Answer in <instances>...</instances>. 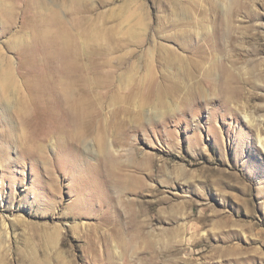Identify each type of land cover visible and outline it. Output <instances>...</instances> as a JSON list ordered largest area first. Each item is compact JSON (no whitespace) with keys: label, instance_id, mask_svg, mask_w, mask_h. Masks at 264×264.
Listing matches in <instances>:
<instances>
[{"label":"rangeland","instance_id":"1","mask_svg":"<svg viewBox=\"0 0 264 264\" xmlns=\"http://www.w3.org/2000/svg\"><path fill=\"white\" fill-rule=\"evenodd\" d=\"M216 19L226 23L217 57L249 82L232 108L188 98L202 40L170 25L204 32ZM51 40L80 54L76 93L101 122L71 149L31 105L48 97L40 48ZM100 136L139 193L94 171ZM91 188L110 203L91 201ZM131 199L144 205L140 220L153 218L145 229L112 225ZM154 263L264 264V0H0V264Z\"/></svg>","mask_w":264,"mask_h":264},{"label":"bare ground","instance_id":"2","mask_svg":"<svg viewBox=\"0 0 264 264\" xmlns=\"http://www.w3.org/2000/svg\"><path fill=\"white\" fill-rule=\"evenodd\" d=\"M170 25L171 29L174 31L175 34L177 33L176 35L178 36H181L183 38L186 36H197L202 40L198 43V51L200 52V56L206 59V64L205 66L200 68L197 80L188 83V98L190 100L196 103L200 99H209L213 101L218 100L219 103L222 104L224 107H226L227 105L231 107L232 98H236L239 96H243L246 98L247 92L246 89H244V85L249 83L248 79L240 77V74L236 72L234 68H232L225 62H222L219 57H217V55L224 49L223 37L226 35V23L223 20L216 19L215 21H211L210 23H208V26L201 30L203 31L205 29L204 32L196 31V33H194L193 31L191 32L190 29L192 27L189 28L188 23H186V21H183L182 23L170 22ZM68 39L69 38H67V43L65 44V46H68L69 44L70 39ZM53 40L47 42L50 43L49 48L44 47V45H42V47L40 48V55L42 56L41 60L44 62V70L41 73V77L46 79L47 81H50V87L47 89L46 92L48 97L44 96L42 93L39 92L41 100L33 101L31 105H33L34 109L40 108L43 111V117L52 120L51 123L55 125V128L63 129L66 132L65 139L67 141L64 143L67 145V149H71V142L75 139V136L82 142L84 140L83 137H85L88 132L98 131L96 128H100L101 122L96 121L95 123H91V103L78 98L76 93V65L81 68L85 67L80 63L82 62L79 60L80 54L78 55L75 52H73V55L67 53L70 51H68L64 46L63 47L66 50L64 48V50L62 49V51L61 49L60 51L58 49L57 51L51 50L53 49V46L57 45V42ZM122 40L124 41V39ZM106 42L108 45L106 52H108L110 49H112L111 45L114 42V39L108 38ZM124 42L126 43V41ZM260 49L261 48H259V50ZM168 63L172 68L174 67L175 60L173 56H169V58L167 59V64ZM180 71L183 74L187 72L186 68ZM2 77L4 78L3 80L7 83V75H3ZM169 81L174 85H178L181 81V77L175 76L174 73H170ZM33 91L35 93L34 89ZM248 97H250L251 100L258 99L257 96L248 95ZM34 98H36V93ZM22 106L23 107L17 109L20 114H22L23 112L25 113L24 105ZM49 109H51L50 114L48 113V111H45ZM244 117L246 118L248 116L245 115ZM259 140L261 142V139ZM97 142V148H99L100 154L97 158V168H99L101 172L94 168L93 169L97 174H102L104 178H102L103 182L107 183L113 189H127L129 191L130 189H132L131 191H135L136 194L139 193L138 190H140L141 187L144 186V184L138 185L137 182L139 180L138 178H136V176H133V174H131L130 176L125 172L123 168L117 167V158L111 154L112 143L110 141H107L106 138H104L103 136H100ZM89 145L90 144L87 143L85 148L90 149L94 152V150ZM144 166L148 168L147 163H145ZM124 177H128V181H125ZM91 178H93L92 174ZM147 190L150 192L154 191L151 187ZM90 191L97 196L91 199V201H96L97 205L101 206L103 204L105 205L106 203H110L111 198L106 197L103 191L92 188L90 189ZM116 193L118 192L116 191ZM151 194H153V192ZM117 198L121 197L117 196ZM113 199L115 200V198ZM81 203L84 202L81 201L80 204ZM92 203L90 205H92ZM126 204L127 206L125 205V207L127 209H124L123 211L117 208V213L121 215L123 219L115 220L114 222H112V225L114 227L131 226L135 227L138 230H142L152 224L153 218L151 216H148L147 213L145 214L142 220L139 219V214L144 213V209H142L141 207H144V205L141 204V202H138L135 199H131L130 201L126 202ZM136 205H138L139 207L137 208ZM110 219L111 216L108 217V221ZM120 245L122 246V249L126 254H129V249H136L137 247V244ZM150 248V244H148L145 251L143 252V255H145V252L148 251ZM112 249H114V246H111V249L108 248L104 251L106 254L110 255L113 251ZM152 252L147 253L149 257H153L154 252ZM164 253L169 255L171 252L167 249V251H164ZM177 253L180 252L176 251V254Z\"/></svg>","mask_w":264,"mask_h":264}]
</instances>
